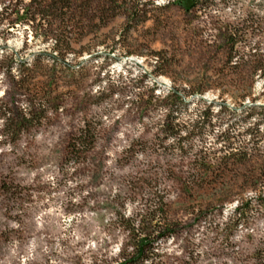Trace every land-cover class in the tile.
Returning <instances> with one entry per match:
<instances>
[{"label": "rangeland", "instance_id": "1", "mask_svg": "<svg viewBox=\"0 0 264 264\" xmlns=\"http://www.w3.org/2000/svg\"><path fill=\"white\" fill-rule=\"evenodd\" d=\"M168 1L74 0L76 38L58 61L0 65V264H117L131 250L123 217L139 219L159 199L170 236L144 264H264V168L256 185L249 168L191 184L193 155L169 148L161 128L172 118L192 124L209 108L214 129L192 141L194 150L208 148L226 127L217 118H241L220 113V103L264 105V73L253 70L260 59L264 69V0H214L198 11ZM136 4L142 10L130 15ZM13 9L0 0V62L7 53L29 61L55 54L53 37H35L26 22L9 25ZM226 24L248 27L244 65L226 63ZM100 52L111 57H93ZM28 73V83L17 82ZM170 88L183 104L166 100ZM42 95L44 117L35 110L23 131L6 136L1 114L28 113ZM88 126L97 132L93 149L70 159V138ZM259 147L264 154V140ZM222 192L230 201L221 202ZM247 200L254 208L238 219L237 201Z\"/></svg>", "mask_w": 264, "mask_h": 264}, {"label": "trees", "instance_id": "2", "mask_svg": "<svg viewBox=\"0 0 264 264\" xmlns=\"http://www.w3.org/2000/svg\"><path fill=\"white\" fill-rule=\"evenodd\" d=\"M14 1L15 17L7 18L9 25L14 23L26 22L35 30V37L38 35L41 39L47 40L48 38H54L55 44L52 47L53 52L38 51L33 59L29 61L27 57L16 59L10 54H5L0 65L9 64L12 61L20 64L21 66H28L34 61L40 60L42 55L49 56L53 61L59 60V53L66 50V46L72 43L76 38V32L73 30L74 25L72 23V17L69 15V7L73 4L74 0H12ZM221 1V0H220ZM214 0H173L168 1L166 5L177 4L183 7L186 11L209 8ZM142 7L145 3H141ZM138 6V7H137ZM142 10L138 4L134 7L133 13L136 14ZM54 26L56 28H54ZM69 27V30H66ZM248 27H246L247 29ZM55 29V32H54ZM245 28L232 26L226 24L222 30V48L225 52L227 64H246L244 60L245 51L243 47L248 48L250 44V33ZM39 31V32H38ZM104 55L105 57H111V52L96 53L93 57ZM238 56V57H237ZM236 58L235 61L233 59ZM159 59V57H158ZM32 62V63H30ZM60 62L70 67L64 59ZM157 62V61H156ZM262 59L253 66L254 71H260L264 73ZM28 68V67H27ZM157 68V65H156ZM31 75L22 74L18 77L17 82L22 84L28 83V79ZM174 99L179 103H184L185 100L181 94L173 88L168 89L166 100ZM44 95L39 98L38 102L34 104V107L30 108L28 113H20L19 116L13 117L9 115V112H5L2 115L4 122V132L6 136H12L14 133L23 131V125L26 122L31 121L34 118L35 110H38L39 120H41L49 107L46 105ZM36 105V109H35ZM219 112H227L229 116L231 114H240L241 118L237 121H232L231 117H219L218 126L225 125L222 130H218L214 138V145L211 147L199 146L194 150L192 141L195 137H202L205 133H209L214 129L211 118L208 115V110H202L198 116V120H195L192 124L179 123L175 121V118L166 119L161 125L162 131L165 133V137L170 138L172 143L169 148L173 151H177L180 156L193 155V163L195 164L194 170L198 174V180H194L193 183H203L205 179H209L208 176L212 173H220L225 175V172H239L246 168H249L251 176H248V182L252 185H256L261 180L260 174L264 168V154L259 150L260 143L264 140L261 133L264 125V105L255 104L250 102L248 104H241L239 108L229 107L224 103L219 104ZM6 110V109H5ZM169 116L175 111L173 106L169 108ZM7 111V110H6ZM42 114V115H41ZM8 115V116H7ZM248 124L243 127L242 131L236 130L238 123ZM212 129V130H211ZM185 131L184 134L181 132ZM242 136L246 138L242 140ZM97 139V132L88 127L81 128L76 134H74L67 144V156L70 159L83 158L86 154L93 149ZM219 144V148L215 147ZM205 175V176H203ZM207 175V176H206ZM207 177V178H206ZM206 183V180L204 184ZM199 185V184H198ZM223 199L221 202L225 203L230 201L232 194L230 192H222ZM158 205V206H156ZM152 210H147L146 215H140L139 219L131 217H123V230L129 236L131 241L130 251L120 252V261L117 264H144L147 262L153 254L154 246L157 240H166L170 236V226H168L164 215L166 214L165 203L162 199L157 201V204ZM254 208V204L251 201L239 202L237 201L234 208V214L238 219L242 215L248 213ZM164 220V221H163Z\"/></svg>", "mask_w": 264, "mask_h": 264}]
</instances>
